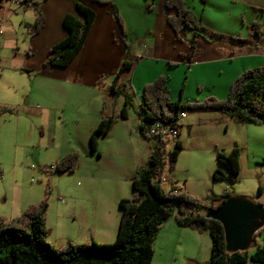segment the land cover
Segmentation results:
<instances>
[{"label":"crops","instance_id":"crops-1","mask_svg":"<svg viewBox=\"0 0 264 264\" xmlns=\"http://www.w3.org/2000/svg\"><path fill=\"white\" fill-rule=\"evenodd\" d=\"M79 1L96 12V19L88 41L67 68L49 69L44 67V63L49 50L68 36L63 19L67 14L74 13V0H31L29 3L26 0H4L0 11V38L11 53L9 61L0 54V97L17 94L19 82L23 81V73L28 70L30 76L39 81V108L32 111L34 125L40 134L38 149L54 151L55 159L52 163L69 153L83 152L76 172L64 174L79 181L72 191L64 193L69 201L60 217L58 237L55 239L61 246L69 242L86 245L92 241L101 244L116 241L120 223L119 203L122 199L134 196L131 179L148 162L151 151L149 148L154 143L146 141L147 149L137 154L127 138V132H122V138L115 136V124L120 120L114 122L112 131L107 136L99 139L100 155L92 153L90 137L104 114L115 115L122 108L120 104L109 107L108 103L114 98L111 86L123 62L127 60L133 63L131 70H134L135 76L136 63L144 59L145 56L141 53L146 46L152 48L150 55H147L149 58H155L156 52L158 56L165 57V46L155 30L154 16L160 19L166 37L174 34L167 22V17L174 12L166 9L165 0H103L118 9L128 35L129 48L121 39L120 26L112 5H100L90 0ZM230 1L236 7L242 5L246 8L264 9V0ZM40 8L45 17V26L39 34L32 36L36 12ZM147 39H155L156 45H147ZM202 42L201 47L197 48V55L202 51L205 56H219L217 60L223 62H232V57L237 56L235 66L241 67V70L257 66L253 64H264L262 37H252L247 41L246 48L241 46L239 49L233 44L210 45ZM249 48H255V51L251 52ZM196 53L197 50L189 57L190 60H193ZM125 75L126 73L120 80H126ZM103 78V82H100ZM133 78L127 77L131 80L130 87L134 90L138 103L141 104L142 98L135 92ZM151 81L145 79L138 88L143 89ZM2 108L4 106L0 105V110ZM218 120H222V116ZM179 123L184 126L181 119ZM65 124H72L75 127L73 135L77 136L68 147L62 144L59 146L56 142L57 130L62 129ZM106 140L110 141L109 145L104 142ZM165 178L169 189L171 179ZM60 201L64 204L65 197H60ZM259 223L260 229L247 249L249 252H254L258 245L264 246L257 242L259 234L264 230V221ZM50 230L52 237L53 230ZM211 246L212 240L208 233L200 234L182 227L176 217H172L156 236L152 264H201L210 259Z\"/></svg>","mask_w":264,"mask_h":264},{"label":"rangeland","instance_id":"rangeland-1","mask_svg":"<svg viewBox=\"0 0 264 264\" xmlns=\"http://www.w3.org/2000/svg\"><path fill=\"white\" fill-rule=\"evenodd\" d=\"M185 2L201 19L205 28L198 41V48L201 47V41L210 45L233 44L237 46V49L241 46L246 48L245 42L255 37L254 24L261 25V37L264 43V9L246 8L242 5L236 7L229 0H208L206 4L202 0H185ZM154 18L155 30L165 46V57L158 56L156 52L155 58H149L147 55H150L152 48L146 46L141 53L145 56L144 59L136 63L138 70L135 73L136 78L134 70L126 71V80H118L121 91L115 93L113 100L108 103L109 107L120 104L123 108L125 99L130 97L131 104L128 106L127 119L115 120H120L115 124V136L119 139V137L122 138V132H127V138L130 139L129 142L134 146L137 154L145 151L148 146L139 131L143 119L141 104L138 103L134 90L130 87L132 78L130 80L127 77H134L135 92L142 98L144 88L139 89V85L145 79L147 81L152 79L148 82L149 84L165 75L168 77L172 102L187 105L196 101L203 102L212 97L219 100L226 99L232 83L243 72L264 65L253 64L257 66H249L241 70V67L235 66L237 63L234 61L238 59L237 56L232 57L234 63L223 62L217 60L219 56H205L202 51L200 55H197L198 49L197 56L190 60V42L193 32H183L179 39L173 33L170 37H166L160 25V19L156 16ZM1 40L2 38H0V54L9 61L10 49ZM145 43L151 46L156 45L155 39H147ZM201 55L203 56L199 57ZM23 75V81L19 82V89L16 90L17 94L0 97L2 103L0 105L6 110V113L0 116V168L2 170L0 219L17 217L30 205L38 204L46 197L50 208L47 214V226L49 230H53L52 237L50 230L48 242L59 247L61 245H58L59 242L55 239L58 237L60 217L69 201L64 193L72 191L79 180L74 181L64 174H54L50 169L56 163L51 162L55 159L54 151L38 149L40 134L34 125L35 118L32 116V111L39 108L37 106L39 81H35L28 70H25ZM18 103L20 104L17 106ZM180 116L184 126L181 128L179 139L184 148L176 167L173 170L167 168L165 173V176L171 179L170 184L175 183L177 187L203 203L208 209L219 206L218 202L211 199V196L229 194L231 197L242 198L260 206L264 213V165L262 164L264 125L248 126L215 111L185 110ZM221 116L222 120H218ZM74 128L72 124H65L62 129H58L57 145L62 144L68 147L71 141H75L77 136L73 135ZM104 142H108L107 145L110 144L108 140ZM175 146V142L171 143L168 149H174ZM234 146L240 148L241 172L238 182L228 186L224 181L214 180L213 175L216 170L221 169L229 176L227 169L218 164L216 155L219 151L229 153ZM152 147L150 146L149 149L152 150ZM98 149L100 151L99 147ZM79 154L81 160L83 152ZM147 165L148 162L143 167ZM165 188L168 189V184H165ZM60 197H65L64 204L61 203ZM203 212L206 214V209ZM257 242L264 244V230L259 234Z\"/></svg>","mask_w":264,"mask_h":264},{"label":"trees","instance_id":"trees-1","mask_svg":"<svg viewBox=\"0 0 264 264\" xmlns=\"http://www.w3.org/2000/svg\"><path fill=\"white\" fill-rule=\"evenodd\" d=\"M31 0H26L29 3ZM45 1V0H44ZM100 5H112L118 21L121 39L129 48L128 35L118 9L110 2L90 0ZM208 0H202L204 4ZM4 0H0V11ZM165 7L174 14L167 22L177 39L186 31L193 32L190 57L198 48V41L205 28L185 0H165ZM74 13L67 14L63 26L68 36L49 50L44 67L67 68L83 49L96 19V12L89 6L74 0ZM1 14V13H0ZM45 26L42 9H37L32 36L39 34ZM255 37L261 38V25L254 24ZM248 43L247 41L245 42ZM255 51V48H249ZM133 63L125 60L111 86L113 93L121 88L118 80ZM105 78L101 79L103 82ZM168 89V77L162 75L154 82L145 85L141 102L142 123L139 126L141 136L150 141V128L156 121L171 124V130L178 133L176 146L167 154L155 144L149 153L147 167L139 168L131 179L134 196L122 199L119 203L120 223L116 241L112 244H100L92 241L86 245L67 243L56 247L48 242L50 230L47 226L49 204L45 197L40 203L30 205L24 212L12 219H0V264H152L155 255V240L162 226L172 217H176L180 226L208 233L212 240L211 257L201 264H264V246L258 245L254 252L237 251L231 253L226 247L224 227L221 222L208 218L203 203L189 196L184 190L171 183L169 189L161 183L167 168L176 167L183 143L179 139L181 113L187 111H215L236 119L245 125H264V66L243 72L231 85L224 100L209 98L203 102L173 103ZM130 97L125 99L124 107L116 115H103L97 128L90 137L93 154H99V139L107 136L116 119H127ZM6 113L0 110V115ZM218 164L227 169L229 176L218 169L213 178L224 181L228 186L238 182L241 172L240 148L234 146L229 153L219 151ZM80 163V154L69 153L55 164L54 174H72ZM264 165V161L262 163ZM0 176L2 170L0 168ZM231 196L213 195L211 199L223 205ZM218 206V207H219Z\"/></svg>","mask_w":264,"mask_h":264},{"label":"water","instance_id":"water-1","mask_svg":"<svg viewBox=\"0 0 264 264\" xmlns=\"http://www.w3.org/2000/svg\"><path fill=\"white\" fill-rule=\"evenodd\" d=\"M208 218L221 222L225 231L226 247L231 253L246 251L264 221L263 209L242 198H229L217 208L206 209Z\"/></svg>","mask_w":264,"mask_h":264},{"label":"built area","instance_id":"built-area-1","mask_svg":"<svg viewBox=\"0 0 264 264\" xmlns=\"http://www.w3.org/2000/svg\"><path fill=\"white\" fill-rule=\"evenodd\" d=\"M20 5L19 2H17ZM2 33V32H0ZM185 115L183 114V117ZM171 124L173 123H163L162 121H156L150 128L151 140L149 142L159 144V146L164 150V153L167 154L170 149L169 144L174 143L178 139V133H171ZM51 171H55V166H51ZM161 183L164 185L167 183V179L163 178ZM64 202L63 199H61Z\"/></svg>","mask_w":264,"mask_h":264},{"label":"bare ground","instance_id":"bare-ground-1","mask_svg":"<svg viewBox=\"0 0 264 264\" xmlns=\"http://www.w3.org/2000/svg\"><path fill=\"white\" fill-rule=\"evenodd\" d=\"M171 133H176V132H175L174 129H173V130H171Z\"/></svg>","mask_w":264,"mask_h":264}]
</instances>
